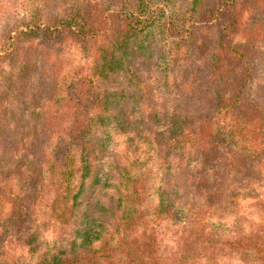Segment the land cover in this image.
Returning a JSON list of instances; mask_svg holds the SVG:
<instances>
[{
    "label": "trees",
    "instance_id": "1",
    "mask_svg": "<svg viewBox=\"0 0 264 264\" xmlns=\"http://www.w3.org/2000/svg\"><path fill=\"white\" fill-rule=\"evenodd\" d=\"M55 2L31 0L0 28V231L26 229L33 264H210L224 249L264 264L260 233L185 237L177 227L169 233L180 246L164 241L169 226L201 227L204 206L166 186L174 196L205 188L207 203L228 205L241 190L234 177L262 174L264 81L255 86L250 59L264 48V0ZM152 26L178 43L171 62L189 67L187 82L171 86V106L141 75L149 52L132 47ZM65 42L82 49L85 72H64ZM107 125L130 141L113 152L115 185L91 211L84 195L98 178L106 145L96 134ZM49 226L63 233L51 245L42 235Z\"/></svg>",
    "mask_w": 264,
    "mask_h": 264
},
{
    "label": "rangeland",
    "instance_id": "2",
    "mask_svg": "<svg viewBox=\"0 0 264 264\" xmlns=\"http://www.w3.org/2000/svg\"><path fill=\"white\" fill-rule=\"evenodd\" d=\"M57 1L59 0H56V2ZM30 2L31 0H0V28L12 24L14 21L13 13H15L17 17H20L21 12L30 7ZM56 2L50 7L55 8V6H57ZM240 30L235 34L236 36L234 39H242L243 34ZM63 45H65L63 48V56L65 60L64 72L68 73L72 69L77 68H81L83 72H85L86 69H88V60L84 57L82 49L71 42H65ZM178 46L179 45L176 41L166 39L158 26H152L145 35L139 38L138 41L136 39L132 42L133 48H142L143 51L147 50L149 52L148 57L143 58L147 65L142 67L141 75L144 79L151 77L153 82H150V84L153 96H160L158 97L159 100L161 98V103H164L166 106H171L175 101L174 86L171 87L172 84L175 82L177 85H181L182 82H187L189 77V72L187 70L189 67L186 64L181 65V62L173 64L171 62L173 55L176 54L178 50ZM180 49H182L180 50L182 52L185 48L181 45ZM250 61L253 69L256 71L255 76L257 79L255 80V86H257L256 83L264 81V48L257 51ZM157 79L159 80L158 82L156 81ZM252 88L254 87L252 86ZM254 92L255 89H252V94H254ZM126 109V115L132 113V107L128 106ZM135 115L138 118V114L135 113ZM96 135L105 142L106 148L103 152L104 159L99 163L97 169V180L86 186L87 188L85 192L87 196H84L85 198L92 200L90 204L92 208L91 211H94L93 207L96 204V201L102 199L101 193L105 187L110 193V189L115 185L111 180L113 178V172L110 167H108V165L110 163L112 164L114 160L113 152L115 150H124L125 147H127L128 141H130V138L127 136L115 133L111 125L99 128ZM135 142L139 143L137 140H135ZM263 159L264 157L262 160ZM149 164L153 167L154 174L152 178L153 181L156 182L157 163L154 161V163ZM249 171L247 173H249ZM261 172L262 174L259 178L257 170L254 171V173H250L249 177L247 176V173L234 177L233 184L235 187H240L241 190L240 192L237 191L234 193L235 195H238V198L231 201L228 205L227 203L223 204V202H214L212 204L207 203L204 199L205 188H200V190L199 188L197 189V187L190 188L188 191L186 190L187 193L181 191L174 196L173 190H175L176 186L173 187V190L172 187L169 188V186H166V190L172 198L181 200L182 202L186 201L188 203H193L194 205H204L202 213L199 216L202 221L201 227L190 229L191 225L185 224L183 227L174 225L173 227L169 226L165 229L167 230V234L165 235L164 241L167 247L180 246L182 240H178L177 236H174V239L172 240L169 233V230L172 232V228L177 229V227L179 229L177 235L183 234L185 237L187 231L196 233L197 229H202L205 234L213 236L215 239H219V237L220 239L223 237H237L239 235H247L251 233H260L264 237V163ZM253 177H256V180H252L255 179ZM106 179H108L107 182H105ZM155 182L154 185L156 186ZM227 183L232 184V179ZM247 183H250V187L248 186L243 189L244 186H247ZM187 184H189V181L183 179L179 184V187L184 189V186L186 185L187 188ZM154 185H152L151 190ZM148 193H150V191ZM5 208H7V206H5ZM185 215L186 213L182 215L177 214L176 220L173 223L178 222ZM45 227L47 229V226ZM25 231L26 229L21 228V231L17 233L15 228H10L9 226L1 229L0 264H33V258L28 252L29 249L25 246L22 238V234L25 235ZM58 231L60 234H63L56 226H49V229L42 234L46 240L45 243L51 245L52 240H59L57 237ZM216 244H219V241L216 242ZM214 257V260L211 261L210 264H258L259 262L256 258V254L247 251L246 249L239 252L224 249L219 253L214 254ZM199 264H205V260H200Z\"/></svg>",
    "mask_w": 264,
    "mask_h": 264
}]
</instances>
